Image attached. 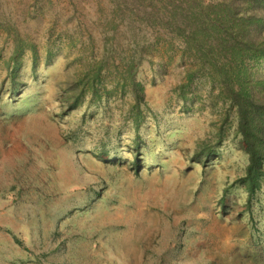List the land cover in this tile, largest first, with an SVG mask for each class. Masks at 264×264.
I'll list each match as a JSON object with an SVG mask.
<instances>
[{
  "label": "rangeland",
  "instance_id": "obj_1",
  "mask_svg": "<svg viewBox=\"0 0 264 264\" xmlns=\"http://www.w3.org/2000/svg\"><path fill=\"white\" fill-rule=\"evenodd\" d=\"M245 27L264 0H0V264H264Z\"/></svg>",
  "mask_w": 264,
  "mask_h": 264
},
{
  "label": "trees",
  "instance_id": "obj_2",
  "mask_svg": "<svg viewBox=\"0 0 264 264\" xmlns=\"http://www.w3.org/2000/svg\"><path fill=\"white\" fill-rule=\"evenodd\" d=\"M254 19L255 16H250L246 23L251 25ZM248 29L244 30L239 40L230 45V50L237 56L246 52L252 59H256V54L264 58V43L259 45ZM212 49L213 47L210 48ZM245 80L246 76L239 73L233 78H225L224 81ZM240 84L242 83L231 84L227 92L230 95L229 104L236 108L238 131L242 135V145L248 155V165L242 182L250 195L258 190L259 180L264 178V82L257 84V91H251Z\"/></svg>",
  "mask_w": 264,
  "mask_h": 264
}]
</instances>
